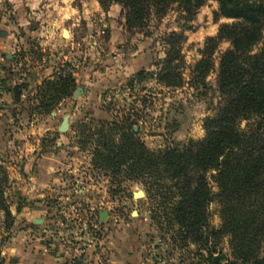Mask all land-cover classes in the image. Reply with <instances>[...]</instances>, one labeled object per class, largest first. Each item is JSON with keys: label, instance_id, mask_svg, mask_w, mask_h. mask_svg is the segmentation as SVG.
Wrapping results in <instances>:
<instances>
[{"label": "rangeland", "instance_id": "1", "mask_svg": "<svg viewBox=\"0 0 264 264\" xmlns=\"http://www.w3.org/2000/svg\"><path fill=\"white\" fill-rule=\"evenodd\" d=\"M217 7L215 0H205L189 29L181 28L178 12L170 10L153 18L144 34L126 27L117 4L105 11L97 0H0V33L9 34L16 60L9 63L8 77L0 76V89L20 87L18 105L0 130L5 137L0 179H6L11 213L5 221L0 211L2 264H34L42 254L61 264L189 263L190 255L174 249L151 220L143 185L113 181L94 164L93 154L98 130H107L104 123L134 124L149 150L204 137L202 122L218 103L219 56L229 43L216 47L204 87L187 83L203 57L205 39L231 21L216 19ZM170 32L182 34L180 86L157 80L165 57L161 38ZM37 69L43 73L37 75ZM68 77L71 85L61 93ZM79 85L85 92L73 97ZM66 114L69 128L59 132ZM140 190L144 195L134 197ZM102 211L106 216L100 220ZM209 213L218 226L215 204ZM222 248L229 255L226 240Z\"/></svg>", "mask_w": 264, "mask_h": 264}, {"label": "trees", "instance_id": "2", "mask_svg": "<svg viewBox=\"0 0 264 264\" xmlns=\"http://www.w3.org/2000/svg\"><path fill=\"white\" fill-rule=\"evenodd\" d=\"M221 23L205 39L202 58L187 84L204 87L213 68L211 57L221 42H228L218 60L214 113L204 118V137L149 150L136 137L130 123H104L97 132L95 165L109 171L113 181L130 180L143 185L150 203V218L168 235L171 246L188 253V264H264V0H215ZM105 11L112 4L129 29L147 34L152 19L170 10L178 12L188 28L205 0H97ZM181 33L161 38L165 57L157 80L166 86L183 84ZM261 46L255 50V47ZM140 75V73L138 74ZM51 86L56 85L54 82ZM71 80H63L66 93ZM14 100L20 87L12 88ZM6 179H0V211L11 217L4 196ZM215 204L220 219L210 222L209 206ZM226 240L229 255L222 248ZM3 256L0 249V264Z\"/></svg>", "mask_w": 264, "mask_h": 264}, {"label": "crops", "instance_id": "3", "mask_svg": "<svg viewBox=\"0 0 264 264\" xmlns=\"http://www.w3.org/2000/svg\"><path fill=\"white\" fill-rule=\"evenodd\" d=\"M0 53L3 55V62H1V54H0V64L2 63V67H6V69H1L0 68V76L2 78L8 77V66L10 65L9 63H14L16 61L14 59V55L12 53V50L9 48L10 46L7 45L8 39H9V34L6 35L2 32L0 33ZM37 75L42 74L43 70L37 69L35 71ZM34 76V75H33ZM33 82V81H32ZM16 101L14 100L13 93L9 89H0V115L2 116L0 118V130L3 125H5V122H10V117L8 116V112L13 111L16 105L18 103H15ZM7 118V119H6ZM6 123V125H7ZM10 127V126H8ZM4 133L0 131V144L3 142L4 139ZM44 185V184H42ZM43 187V186H41ZM20 188V187H19ZM35 219V217L31 216V220ZM36 262L34 264H61L59 261L54 260L53 258H48L46 255L42 254L38 258H36ZM84 264V263H82Z\"/></svg>", "mask_w": 264, "mask_h": 264}, {"label": "water", "instance_id": "4", "mask_svg": "<svg viewBox=\"0 0 264 264\" xmlns=\"http://www.w3.org/2000/svg\"><path fill=\"white\" fill-rule=\"evenodd\" d=\"M66 31L64 30L63 34L65 33ZM85 92V87L83 85H79L76 87V89L74 90V92L72 93V96L73 97H78L80 95H82L83 93ZM69 114H66L62 117V120L59 124V126L57 127V130L59 132H65L68 130L69 128ZM134 197H140V196H143L144 195V192L143 191H138V192H134ZM106 216V212L105 211H102L100 214H99V218L100 220H103ZM34 223L36 224H39L42 222V219H33L32 220Z\"/></svg>", "mask_w": 264, "mask_h": 264}]
</instances>
